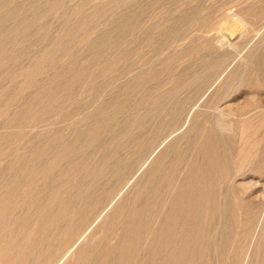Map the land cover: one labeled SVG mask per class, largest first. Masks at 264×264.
Wrapping results in <instances>:
<instances>
[{"label":"rangeland","instance_id":"obj_1","mask_svg":"<svg viewBox=\"0 0 264 264\" xmlns=\"http://www.w3.org/2000/svg\"><path fill=\"white\" fill-rule=\"evenodd\" d=\"M61 259L264 264V0H0V264Z\"/></svg>","mask_w":264,"mask_h":264},{"label":"crops","instance_id":"obj_2","mask_svg":"<svg viewBox=\"0 0 264 264\" xmlns=\"http://www.w3.org/2000/svg\"><path fill=\"white\" fill-rule=\"evenodd\" d=\"M69 252H70V251H69ZM67 254H68V253H67ZM67 254H65V256H64V257H66V256H67ZM64 257H63V258H64ZM62 260H63V259H61V260L58 262V264H60V263L62 262ZM0 261H1V260H0Z\"/></svg>","mask_w":264,"mask_h":264},{"label":"bare ground","instance_id":"obj_3","mask_svg":"<svg viewBox=\"0 0 264 264\" xmlns=\"http://www.w3.org/2000/svg\"><path fill=\"white\" fill-rule=\"evenodd\" d=\"M228 29V28H226ZM263 122V121H262ZM259 127V126H258ZM215 178V177H214ZM218 180V179H217ZM220 185V184H219ZM213 204V203H212ZM207 210V209H206ZM204 223V222H203ZM187 246V245H186ZM166 247V246H165ZM205 253V249L202 250Z\"/></svg>","mask_w":264,"mask_h":264}]
</instances>
